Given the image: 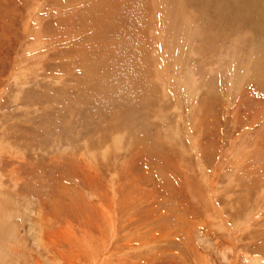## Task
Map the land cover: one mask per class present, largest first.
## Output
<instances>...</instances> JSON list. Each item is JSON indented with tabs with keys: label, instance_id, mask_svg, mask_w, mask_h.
Returning <instances> with one entry per match:
<instances>
[{
	"label": "rangeland",
	"instance_id": "374dc122",
	"mask_svg": "<svg viewBox=\"0 0 264 264\" xmlns=\"http://www.w3.org/2000/svg\"><path fill=\"white\" fill-rule=\"evenodd\" d=\"M0 264H264V0H0Z\"/></svg>",
	"mask_w": 264,
	"mask_h": 264
}]
</instances>
